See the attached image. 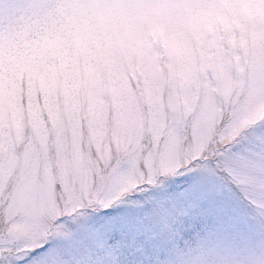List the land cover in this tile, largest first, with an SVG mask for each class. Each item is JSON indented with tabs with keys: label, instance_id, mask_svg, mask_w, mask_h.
<instances>
[{
	"label": "snow or ice",
	"instance_id": "1",
	"mask_svg": "<svg viewBox=\"0 0 264 264\" xmlns=\"http://www.w3.org/2000/svg\"><path fill=\"white\" fill-rule=\"evenodd\" d=\"M260 96L264 0H0V264H264Z\"/></svg>",
	"mask_w": 264,
	"mask_h": 264
},
{
	"label": "clouds",
	"instance_id": "2",
	"mask_svg": "<svg viewBox=\"0 0 264 264\" xmlns=\"http://www.w3.org/2000/svg\"><path fill=\"white\" fill-rule=\"evenodd\" d=\"M238 2H239V0H238ZM49 46L52 47L54 45H53L52 42H50ZM29 56H31V53H29ZM257 103L264 104V96L258 97L257 98ZM199 243H200L199 241L193 240L192 243H191V245L189 246V248L186 249V251L192 252V253L197 252L198 249H199Z\"/></svg>",
	"mask_w": 264,
	"mask_h": 264
}]
</instances>
